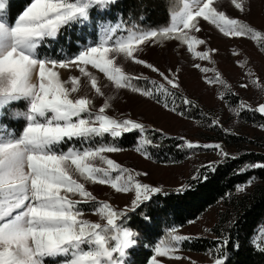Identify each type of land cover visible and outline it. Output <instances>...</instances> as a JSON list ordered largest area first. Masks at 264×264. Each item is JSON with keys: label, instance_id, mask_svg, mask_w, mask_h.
Segmentation results:
<instances>
[{"label": "snow or ice", "instance_id": "6c2138e0", "mask_svg": "<svg viewBox=\"0 0 264 264\" xmlns=\"http://www.w3.org/2000/svg\"><path fill=\"white\" fill-rule=\"evenodd\" d=\"M114 2L31 0L14 23H10L5 17L6 0H0V117L8 105L21 100L27 103L26 111L15 113L16 118L25 120L19 134L0 125V264H45L48 259L55 264H126L128 251L137 244L138 238V233L125 224L129 209L118 210L108 201L97 200L86 183L109 185L121 193L134 192L131 211L163 191L162 187L138 179L141 175L147 176L146 172L124 167L106 155L121 151L119 147L88 144L105 135L119 138L138 130L142 135L136 151L148 156L146 146L152 145V140L147 133L161 130L149 129L135 119L108 115L106 110L111 106L112 97H107L95 110L94 101L87 93L74 95L81 91V77L73 76L65 81L59 69L78 68L88 78L90 88L104 97L97 76L88 70L91 66L104 74L116 89L130 88L176 112L178 92L185 106L192 105L193 101L180 92L178 73L169 70L170 74H166L136 55L143 45L178 40L197 58L211 60V53L217 49L197 50L198 45L207 43L194 35L201 31L200 19L215 25L228 37L249 34L253 39L264 37V33L244 21L218 10L214 0H183L182 7L171 12L167 26L126 28L121 23L105 20L99 24L98 41L84 46L74 57L57 60L39 56L38 49L48 39H56L62 30L73 25L86 24L94 8L106 11ZM231 3L242 12L246 10L244 0H231ZM120 55L157 73L163 82L150 80L151 87L138 86L134 81H148V77L127 73L117 64ZM193 66L204 73L215 72L213 77L205 76L208 84H226L215 69L202 68L200 64ZM248 74L253 75L251 71ZM253 83L259 84V79ZM243 110L264 114V103L252 108L241 101L233 109L237 113ZM73 140L88 146L59 148ZM186 144L188 148H221L220 144ZM222 155L228 156V153L222 151ZM248 167L264 168V163ZM186 188L182 185L176 191L183 192ZM92 201L97 204L92 214L99 215L103 223L85 218L80 206ZM173 233L157 245L151 264H162L157 256L168 257L176 251L177 243L191 238ZM228 242L224 239L221 246ZM226 259V256L217 258L215 264H226Z\"/></svg>", "mask_w": 264, "mask_h": 264}, {"label": "rangeland", "instance_id": "374dc122", "mask_svg": "<svg viewBox=\"0 0 264 264\" xmlns=\"http://www.w3.org/2000/svg\"><path fill=\"white\" fill-rule=\"evenodd\" d=\"M214 6L218 10L224 11L231 18L240 19L257 31L264 33V0H244L246 10L243 12L235 8L231 0H214ZM95 20H97L98 28L97 37H88L83 47L97 42L99 39V24L103 21L97 17ZM199 27L201 31L194 33V35L204 39L207 43L198 45L197 50L217 49L211 53V60L197 58L188 51L186 45L178 40L151 42L143 45L142 51L136 54L166 74H170L169 70L178 73L181 82L180 92L191 99L193 104L185 106L181 103L178 92L176 112L164 108L162 103H157L156 99L144 97L131 91L130 88L116 89L104 74L91 68V66L88 70L97 76L99 85L105 93L104 97L99 96L90 88L88 78L83 77L78 68L59 69L61 77L65 81L73 76L81 77V91L74 95L87 93L94 101L95 110L103 105L107 97H112L111 106L106 110L108 115L135 119L144 123L149 129L161 130L158 131L160 134L159 141H173L174 148L180 155L167 161L159 156L155 157L147 146L148 156L143 151H136L140 139L137 140L135 146H117L121 151L106 153L109 158L124 167L141 173L146 172L147 176L141 175L138 179L142 183L162 187L163 191H176L182 185H187L192 178L198 177L203 168L239 157L243 152H255L264 155V114L252 110H243L239 113L233 111L239 107L241 101L251 105L252 108H257L259 104L264 103V37L253 39L251 34L236 38L228 37L221 33L215 25L203 19H200ZM38 53L40 57L52 58L44 51L40 54L39 49ZM117 64L123 66L130 75L148 77V81H134L140 87H151L150 80L163 82L157 73L143 65L136 64L132 60L125 59L123 55L117 57ZM194 64H200L202 68L215 69L222 75L226 84H208L205 76L213 77L215 72L204 73L200 69H196ZM249 71L253 75L250 76ZM257 78L259 84L253 83V80ZM35 80L34 77V82ZM245 84L247 87H242ZM222 94H224L223 99H221ZM26 110L27 103L23 100L8 105L3 110V116L0 117V125H4L1 123V118L6 116L9 119L23 120L25 126V120L16 118L15 113ZM180 112L184 114L180 115ZM213 121L219 123L216 124ZM186 142L220 144L221 148H188ZM71 146L73 145H69V143L67 145L61 144L59 148L67 150ZM222 151L227 152L228 156L222 155ZM96 163L100 165L101 162L96 161ZM113 174L115 175V173ZM249 181L237 186L229 197L220 200L196 219L169 230L162 240H167L173 230H175L173 234L191 238L177 243L175 245L176 251L168 257L157 256V259L162 264H215V260L221 258V241H219L221 236L219 233L222 232L223 226L228 223L235 201L249 192L255 184L260 182L264 184V180L253 178ZM86 187L97 200L108 201L118 210L127 207L128 212L131 211V202L135 198L134 192L121 193L109 185L91 182H87ZM240 187H243L244 190H238ZM75 198L78 199L79 197ZM96 206V202L92 201L80 207L84 210L86 219L103 223L104 221L99 215L92 214V210ZM261 233L264 239V227ZM194 238H213L219 243L215 248L197 251L185 245L190 244L189 242ZM155 255L156 252L154 251L152 257ZM152 257L147 264H151ZM45 264H55V262L48 259Z\"/></svg>", "mask_w": 264, "mask_h": 264}, {"label": "trees", "instance_id": "16d2710c", "mask_svg": "<svg viewBox=\"0 0 264 264\" xmlns=\"http://www.w3.org/2000/svg\"><path fill=\"white\" fill-rule=\"evenodd\" d=\"M31 0H6L5 17L14 23ZM183 0H115L106 11L94 8L90 21L83 25H73L62 30L56 39H48L40 48L54 59L71 57L82 49L88 37L98 34L97 19L121 23L126 28L141 29L160 28L170 23L171 12L179 10ZM1 123L19 134L23 120L9 119L4 116ZM138 130L124 133L119 138L105 135L89 141L88 144H114L119 147L135 146L140 139ZM147 136L152 140L148 149L153 155L167 161L179 157L171 140L159 141L158 132L149 131ZM88 146L83 141H66L63 145ZM66 147V146H63ZM264 163V155L255 152H243L239 157L213 164L203 168L196 179L187 183L183 192L165 190L153 194L151 200L127 214L126 226L138 233L137 244L128 251L127 264H147L154 254L156 246L165 234L196 219L220 200L229 197L233 191L251 179L264 180V168L248 167ZM242 169H246L242 171ZM206 177V179H205ZM264 184H255L249 192L235 201L231 217L222 232L221 240L228 239L226 246H221L220 256H226V264H264ZM213 238H194L185 244L194 250L215 248L219 243Z\"/></svg>", "mask_w": 264, "mask_h": 264}]
</instances>
